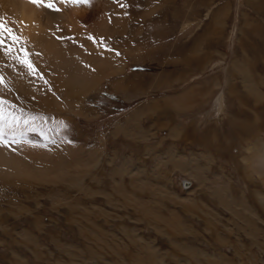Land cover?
I'll use <instances>...</instances> for the list:
<instances>
[{"label":"rangeland","instance_id":"obj_1","mask_svg":"<svg viewBox=\"0 0 264 264\" xmlns=\"http://www.w3.org/2000/svg\"><path fill=\"white\" fill-rule=\"evenodd\" d=\"M109 15L120 62L78 111L0 95L21 122L6 145L36 170L0 178V264H264V181L242 161L264 147V0H111ZM221 182L249 208L226 207Z\"/></svg>","mask_w":264,"mask_h":264},{"label":"bare ground","instance_id":"obj_2","mask_svg":"<svg viewBox=\"0 0 264 264\" xmlns=\"http://www.w3.org/2000/svg\"><path fill=\"white\" fill-rule=\"evenodd\" d=\"M49 3L52 4L51 8L47 6ZM110 7L111 0H88V3L79 0L75 3L73 0H42L40 4H33L31 0H0V22L16 37V43H12L5 32V43L0 46V78L3 79L0 95L14 102H18L19 96L40 110L49 108L52 100L59 103V93L61 96L68 95L70 111H78L75 102L82 101L88 93L97 90L107 73L116 70L120 62L112 53L104 50L103 46H107L100 38L104 35L111 37L117 25L116 20L113 22L112 16L110 18ZM124 31H121L122 34ZM28 53L33 54V61L29 60ZM24 59L35 64V71H30L19 62ZM36 70L48 78L55 93H51V88H46L45 82L37 78ZM177 104L181 109L191 107L188 102ZM208 138L207 143L211 141L216 144L217 139ZM248 151L249 156L242 160L245 172L250 176L257 174L264 181V147H249ZM20 153L0 143V178L28 179L34 176L36 170L32 149ZM39 156H47V153ZM176 157L172 159H175L177 167L189 171L194 167L199 168L190 158L177 154ZM231 187L230 183L221 182V188L226 193L224 197H227V200L223 199L225 206L232 210L237 207L249 208L244 198L236 197L229 190ZM259 197L264 205V196L259 194ZM248 225L253 224L249 221ZM252 229L258 230V227L253 225Z\"/></svg>","mask_w":264,"mask_h":264},{"label":"snow or ice","instance_id":"obj_3","mask_svg":"<svg viewBox=\"0 0 264 264\" xmlns=\"http://www.w3.org/2000/svg\"><path fill=\"white\" fill-rule=\"evenodd\" d=\"M31 2L33 4H40L42 2V0H31ZM61 2H63V0H61ZM73 2H77V0H73ZM79 2L81 3H88V0H79ZM114 2H118V0H114ZM48 7H52V4L49 3L47 5ZM122 8L123 7H127V5L125 4H121L120 5ZM7 32L8 33V39H10L12 41V43H16V37L14 35H12L11 30H8L4 27L3 23L0 22V46H3L5 41H4V33ZM8 52L11 51L10 48L7 49ZM22 65L26 66L30 71H35L31 62L28 61L27 59L24 60H20L19 61ZM0 83H3V79L0 78ZM20 118L17 116H13L11 119H8L6 116L0 114V143H4L6 146V131L5 129L10 130L11 132L15 133L16 129H18L20 127ZM23 123L27 124L28 121L25 120L23 121Z\"/></svg>","mask_w":264,"mask_h":264},{"label":"crops","instance_id":"obj_4","mask_svg":"<svg viewBox=\"0 0 264 264\" xmlns=\"http://www.w3.org/2000/svg\"><path fill=\"white\" fill-rule=\"evenodd\" d=\"M154 5H152V4H150V3H147L146 5H145V10L146 9H148V11L149 10H151V8L153 7ZM157 11H155L154 10V13H153V15L150 17V18H146V19H149L150 20V22L152 23V21L154 20V16H155V18H157ZM156 14V15H155ZM146 19H144V21L143 22H141V20L140 21H138V25H140L141 23H143V25H144V35L145 36H149V37H155V36H157L158 35V32H159V29H157V28H155V27H152L150 24H148L147 23V21H146ZM169 21V20H168ZM149 32V33H148ZM147 33V34H146ZM149 34H151V35H149ZM168 35H170L169 34V32H168ZM150 128H154V126H151ZM144 129H146V127H144ZM148 132L151 130V129H146ZM148 132H147V134H148Z\"/></svg>","mask_w":264,"mask_h":264}]
</instances>
